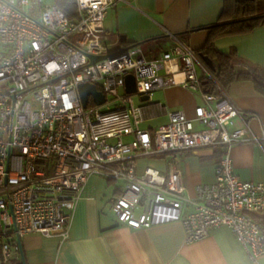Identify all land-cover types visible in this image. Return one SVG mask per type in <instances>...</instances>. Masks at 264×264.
Returning a JSON list of instances; mask_svg holds the SVG:
<instances>
[{
	"label": "built area",
	"instance_id": "built-area-1",
	"mask_svg": "<svg viewBox=\"0 0 264 264\" xmlns=\"http://www.w3.org/2000/svg\"><path fill=\"white\" fill-rule=\"evenodd\" d=\"M119 2L131 4L74 0L70 19L54 2L0 0V264H22L26 234L68 238L91 176L122 183L111 201L118 223L139 229L179 221L186 242L224 226L255 261L264 255V224L257 219L264 179L242 181L230 149L264 137L254 135L246 113L176 34L163 29L172 45L154 58L139 46L110 51L102 41L104 17ZM90 55L106 57L91 63ZM128 74L136 95L150 98L175 85L198 92L203 104L192 118L167 111L165 124L144 129L141 108L125 92ZM208 82L211 91L204 88ZM80 83L95 85L104 102L96 105L88 96L84 107ZM201 147H217L221 157L214 181L197 186L195 198L174 160L165 171L147 166L137 172V158ZM184 203L190 210L182 213Z\"/></svg>",
	"mask_w": 264,
	"mask_h": 264
},
{
	"label": "crops",
	"instance_id": "crops-1",
	"mask_svg": "<svg viewBox=\"0 0 264 264\" xmlns=\"http://www.w3.org/2000/svg\"><path fill=\"white\" fill-rule=\"evenodd\" d=\"M54 2L53 0L47 3ZM224 0H131L108 8L104 17L102 41L117 50L139 43L147 58H154L168 50L172 40L163 32L176 34L193 50L199 51L208 37L207 26L214 24L223 8ZM121 36L124 37L120 40ZM214 47L222 52L235 49L232 61L236 71L264 69V25L253 30L218 36ZM226 91L234 104L246 113L249 125L258 138L264 137V95L257 92L250 79L232 81ZM139 100H140V95ZM143 104L141 127L154 130L162 124L151 123L165 119L167 111H182L193 117L194 107L202 105L198 92L168 86L155 90ZM165 122V123H166ZM163 123V124H165ZM236 125L239 122L235 121ZM126 137L125 140H128ZM221 157L217 147H201L176 151L155 157L136 159L137 172L150 166L165 171L170 160L178 164L186 193L196 197V188L212 183L215 167ZM233 171L242 181L259 182L264 179V141L238 143L230 149ZM122 190L119 181L91 176L82 197L73 209L69 235L65 240L57 236L30 233L20 240L23 264H264V255L251 261L231 231L224 226L213 228L208 235L185 241L179 221L132 229L117 222L111 201ZM190 210L186 203L182 213ZM264 224V211L257 215Z\"/></svg>",
	"mask_w": 264,
	"mask_h": 264
},
{
	"label": "trees",
	"instance_id": "trees-1",
	"mask_svg": "<svg viewBox=\"0 0 264 264\" xmlns=\"http://www.w3.org/2000/svg\"><path fill=\"white\" fill-rule=\"evenodd\" d=\"M53 1L70 19L75 17L74 0ZM260 25H264V0H224L218 20L206 27L207 40L196 53L207 66L206 60L211 63L213 67L211 71L225 88L234 80L250 79L257 92L264 95V69L254 67L250 71H236L232 63L234 58H237L235 49L222 52L213 45V40L218 36L246 33ZM139 45L131 43L127 47ZM204 88L212 90L209 82L204 83Z\"/></svg>",
	"mask_w": 264,
	"mask_h": 264
},
{
	"label": "water",
	"instance_id": "water-1",
	"mask_svg": "<svg viewBox=\"0 0 264 264\" xmlns=\"http://www.w3.org/2000/svg\"><path fill=\"white\" fill-rule=\"evenodd\" d=\"M123 39H124V37L121 36L120 40H123ZM89 57H90L91 63H94L95 61L103 59L106 56L105 55H100V56L90 55ZM204 60H206V58H204ZM206 63L208 64L210 69H213V67L209 61L206 60ZM124 87H125V92L127 94H134L135 82H134V78L131 74H128L125 76ZM78 92H79V95L81 98L82 105L84 107L86 106L88 96L92 97V100H93L94 104H96V105H100L104 102V95L102 94V92L97 90L95 85H93L91 83H80L78 85ZM140 100L146 101V100H148V96L147 95H141ZM20 254H21V251H20ZM22 264H23V260H22Z\"/></svg>",
	"mask_w": 264,
	"mask_h": 264
},
{
	"label": "rangeland",
	"instance_id": "rangeland-1",
	"mask_svg": "<svg viewBox=\"0 0 264 264\" xmlns=\"http://www.w3.org/2000/svg\"><path fill=\"white\" fill-rule=\"evenodd\" d=\"M44 2H47V1H49V0H43ZM115 49H116V47L115 46H111V47H109V50L110 51H115ZM119 92H121V89H119ZM132 99H133V102H134V104L135 105H141V104H143V102H140V100H139V96L138 95H136V94H133L132 95ZM166 121H165V119H162V120H159V121H157V122H153V123H151L152 124V126H157V125H159V124H163V123H165ZM195 127H196V125H195ZM98 177V176H97ZM117 182H119V181H117Z\"/></svg>",
	"mask_w": 264,
	"mask_h": 264
}]
</instances>
